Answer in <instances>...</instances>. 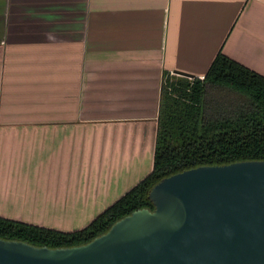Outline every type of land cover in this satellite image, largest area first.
Segmentation results:
<instances>
[{
    "label": "crops",
    "instance_id": "1",
    "mask_svg": "<svg viewBox=\"0 0 264 264\" xmlns=\"http://www.w3.org/2000/svg\"><path fill=\"white\" fill-rule=\"evenodd\" d=\"M219 52L264 77V0H0V218L87 227L152 170L163 75Z\"/></svg>",
    "mask_w": 264,
    "mask_h": 264
},
{
    "label": "water",
    "instance_id": "2",
    "mask_svg": "<svg viewBox=\"0 0 264 264\" xmlns=\"http://www.w3.org/2000/svg\"><path fill=\"white\" fill-rule=\"evenodd\" d=\"M148 198L152 211L136 210L83 245L0 239V264H264V161L189 169Z\"/></svg>",
    "mask_w": 264,
    "mask_h": 264
},
{
    "label": "trees",
    "instance_id": "3",
    "mask_svg": "<svg viewBox=\"0 0 264 264\" xmlns=\"http://www.w3.org/2000/svg\"><path fill=\"white\" fill-rule=\"evenodd\" d=\"M244 161H264V77L219 52L203 80L163 75L152 170L104 213L72 233L0 218V239L83 245L136 210L152 211L149 192L164 178Z\"/></svg>",
    "mask_w": 264,
    "mask_h": 264
},
{
    "label": "rangeland",
    "instance_id": "4",
    "mask_svg": "<svg viewBox=\"0 0 264 264\" xmlns=\"http://www.w3.org/2000/svg\"><path fill=\"white\" fill-rule=\"evenodd\" d=\"M146 159H147V161H146V165H145V167H146V172H148V170H149V168H150V159H149V157L146 158Z\"/></svg>",
    "mask_w": 264,
    "mask_h": 264
},
{
    "label": "built area",
    "instance_id": "5",
    "mask_svg": "<svg viewBox=\"0 0 264 264\" xmlns=\"http://www.w3.org/2000/svg\"><path fill=\"white\" fill-rule=\"evenodd\" d=\"M199 79H200V80H203V79H204V77H200Z\"/></svg>",
    "mask_w": 264,
    "mask_h": 264
}]
</instances>
